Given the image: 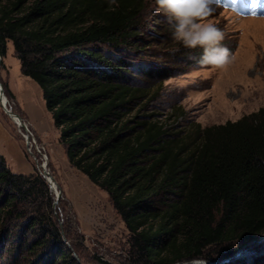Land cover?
<instances>
[{
  "label": "trees",
  "instance_id": "trees-1",
  "mask_svg": "<svg viewBox=\"0 0 264 264\" xmlns=\"http://www.w3.org/2000/svg\"><path fill=\"white\" fill-rule=\"evenodd\" d=\"M145 6L0 0V56L12 42L70 165L108 193L125 222L131 261L264 264V108L205 127L165 115L158 101L172 69L138 60ZM54 202L39 171L16 173L0 152V264H83Z\"/></svg>",
  "mask_w": 264,
  "mask_h": 264
},
{
  "label": "rangeland",
  "instance_id": "rangeland-1",
  "mask_svg": "<svg viewBox=\"0 0 264 264\" xmlns=\"http://www.w3.org/2000/svg\"><path fill=\"white\" fill-rule=\"evenodd\" d=\"M145 3L140 33L148 38V44L144 59L138 60H151L172 69L173 76L165 81L162 99L158 101L162 102L161 111L165 115L175 111L182 115L178 122L183 127L191 123L205 127L238 120L264 108V16L238 14L214 1L213 14L203 22L215 24L224 33L221 43L230 50V56L222 66H201L197 64V56L202 55V49H188L175 41L173 26L158 11L156 0ZM146 64L150 63L143 65ZM0 83L8 107L29 128L19 127L0 98V119L21 142L23 154L17 148L7 152L0 148V152L7 153V165L16 173L24 160L42 175L43 165L46 166L57 183L58 200L55 190L50 188L57 201L55 212L65 239L70 245L74 241L80 246V254L75 252V256L83 264H138L129 259L130 232L108 193L70 165L42 89L22 73L12 42L7 56L0 61ZM28 132L32 138L31 152L26 143ZM261 240L258 239L260 244L248 243L247 247L262 245ZM181 264L207 263L197 259Z\"/></svg>",
  "mask_w": 264,
  "mask_h": 264
},
{
  "label": "clouds",
  "instance_id": "clouds-1",
  "mask_svg": "<svg viewBox=\"0 0 264 264\" xmlns=\"http://www.w3.org/2000/svg\"><path fill=\"white\" fill-rule=\"evenodd\" d=\"M173 26L172 36L188 49H202L198 65L222 66L228 62L230 50L222 45L224 33L213 23L203 21L215 10L214 0H156Z\"/></svg>",
  "mask_w": 264,
  "mask_h": 264
},
{
  "label": "crops",
  "instance_id": "crops-1",
  "mask_svg": "<svg viewBox=\"0 0 264 264\" xmlns=\"http://www.w3.org/2000/svg\"><path fill=\"white\" fill-rule=\"evenodd\" d=\"M0 148H2L3 151L7 152L10 149H16L19 150V153L21 152L23 154V151L21 149V142L19 143L17 139H15L14 136L9 133L8 128L4 125V123L0 119ZM3 152L2 154L7 155V153ZM7 158V157H6ZM25 164H21L19 167L18 173H33L34 169L30 165L28 161H25Z\"/></svg>",
  "mask_w": 264,
  "mask_h": 264
},
{
  "label": "water",
  "instance_id": "water-1",
  "mask_svg": "<svg viewBox=\"0 0 264 264\" xmlns=\"http://www.w3.org/2000/svg\"><path fill=\"white\" fill-rule=\"evenodd\" d=\"M0 61H1V56H0ZM0 88H1V83H0ZM2 96H5V94H4V91H3V89L1 88L0 89V98H1V100H2ZM3 103V106H4V109H5V111L17 122V123H19V126H25L26 127V124L22 121V119H21V117H19V116H17V115H15L14 113H13V111L8 107V105H7V102H2ZM19 121H18V120ZM43 169H44V172H43V175H44V177L47 179V181L49 182V184H50V186L54 189L55 187H56V189H55V192H56V195H57V200L59 199V192L57 191V183H56V181L53 179V177H51L50 175H49V172L47 171V169H46V166L45 165H43ZM57 203V201L55 202V204ZM264 237H261V238H259V239H263ZM256 240H254V241H251V242H249V243H254ZM244 248V247H243ZM242 251V249L241 250H239L238 251V253H240Z\"/></svg>",
  "mask_w": 264,
  "mask_h": 264
},
{
  "label": "snow or ice",
  "instance_id": "snow-or-ice-1",
  "mask_svg": "<svg viewBox=\"0 0 264 264\" xmlns=\"http://www.w3.org/2000/svg\"><path fill=\"white\" fill-rule=\"evenodd\" d=\"M245 2L249 7H252L253 3H255L258 7L264 8V0H245ZM251 14H264V11L257 13L255 10H253Z\"/></svg>",
  "mask_w": 264,
  "mask_h": 264
},
{
  "label": "built area",
  "instance_id": "built-area-1",
  "mask_svg": "<svg viewBox=\"0 0 264 264\" xmlns=\"http://www.w3.org/2000/svg\"><path fill=\"white\" fill-rule=\"evenodd\" d=\"M20 128H22V126H19ZM27 130L29 129L28 126L26 125ZM31 133V132H30ZM26 143H27V147L29 148L30 152L32 151V138L28 132V134L26 135Z\"/></svg>",
  "mask_w": 264,
  "mask_h": 264
},
{
  "label": "bare ground",
  "instance_id": "bare-ground-1",
  "mask_svg": "<svg viewBox=\"0 0 264 264\" xmlns=\"http://www.w3.org/2000/svg\"><path fill=\"white\" fill-rule=\"evenodd\" d=\"M247 20H250V19H247ZM247 20H245V21H247ZM251 20H257V19H255V18H252ZM2 102H6V97L5 96H2ZM56 189V187L54 188V190Z\"/></svg>",
  "mask_w": 264,
  "mask_h": 264
}]
</instances>
